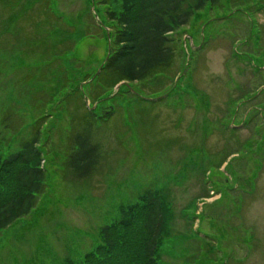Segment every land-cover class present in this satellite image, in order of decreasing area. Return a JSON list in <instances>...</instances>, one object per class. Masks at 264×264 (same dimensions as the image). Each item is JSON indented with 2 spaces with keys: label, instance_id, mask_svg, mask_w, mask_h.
Listing matches in <instances>:
<instances>
[{
  "label": "rangeland",
  "instance_id": "374dc122",
  "mask_svg": "<svg viewBox=\"0 0 264 264\" xmlns=\"http://www.w3.org/2000/svg\"><path fill=\"white\" fill-rule=\"evenodd\" d=\"M107 8L0 0V153L38 127L45 171L32 211L0 230V264L81 263L146 190L165 212L157 264H264V0L207 5L172 35L170 73L112 88ZM88 108L105 121L78 179L66 159Z\"/></svg>",
  "mask_w": 264,
  "mask_h": 264
},
{
  "label": "trees",
  "instance_id": "16d2710c",
  "mask_svg": "<svg viewBox=\"0 0 264 264\" xmlns=\"http://www.w3.org/2000/svg\"><path fill=\"white\" fill-rule=\"evenodd\" d=\"M187 2L192 3L185 8ZM217 2L114 0L115 9L107 8L105 13L112 23V39L98 84L112 88L119 82L138 83L170 73L177 54L172 35L196 12ZM96 112L88 108L83 114L84 127L73 135V148L66 159L78 179L90 175L99 160L100 148L92 142L91 132L105 118ZM39 143L37 127L20 142L19 150L5 156L0 153V230L27 216L44 190ZM164 225L161 199L146 190L136 203L122 210L119 220L100 229L102 244L86 253L79 264H157Z\"/></svg>",
  "mask_w": 264,
  "mask_h": 264
}]
</instances>
